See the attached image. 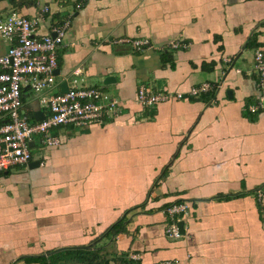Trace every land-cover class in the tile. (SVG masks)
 Returning <instances> with one entry per match:
<instances>
[{
    "label": "crops",
    "instance_id": "crops-1",
    "mask_svg": "<svg viewBox=\"0 0 264 264\" xmlns=\"http://www.w3.org/2000/svg\"><path fill=\"white\" fill-rule=\"evenodd\" d=\"M13 10L38 19V37L68 22L45 94L92 87L121 112L60 127L59 147L36 144L27 165L0 172V264H78L77 253L108 264H264V104L247 112L264 0H0V19ZM137 39L150 47L122 42ZM172 41L188 47L169 50ZM9 46L0 36V56ZM203 83L211 89L198 98L136 102L140 85L186 94ZM21 93L38 121L37 96ZM178 202L188 214L172 240L164 209Z\"/></svg>",
    "mask_w": 264,
    "mask_h": 264
},
{
    "label": "built area",
    "instance_id": "built-area-1",
    "mask_svg": "<svg viewBox=\"0 0 264 264\" xmlns=\"http://www.w3.org/2000/svg\"><path fill=\"white\" fill-rule=\"evenodd\" d=\"M47 11L46 7L43 8ZM38 19H28L11 11L0 19V36L10 43L7 51L0 56V172L24 166L32 158L36 144L44 148L60 146V140L53 131L63 126L81 129L101 124L106 118H116L121 112L120 100L92 87L72 88L64 93L45 94L54 83L57 50L61 46L68 22L61 23L53 35L36 36ZM135 50L150 47L147 39L122 40ZM188 44L172 41L169 50L187 49ZM254 71L257 77L258 98L247 108L250 114L260 111L264 101V58L256 51ZM27 87L37 96L40 110H45L43 119L34 123L22 112V88ZM211 89L203 83L192 87L188 93L154 91L140 85L136 102L149 109L172 100L182 101L198 98ZM32 149V150H31ZM258 204L264 205V189L255 192ZM167 215L165 235L177 240L181 237L180 223L188 214V207L182 202L173 203L164 209ZM131 258V257H130ZM138 260L137 255H132ZM161 264H180L165 261Z\"/></svg>",
    "mask_w": 264,
    "mask_h": 264
},
{
    "label": "trees",
    "instance_id": "trees-1",
    "mask_svg": "<svg viewBox=\"0 0 264 264\" xmlns=\"http://www.w3.org/2000/svg\"><path fill=\"white\" fill-rule=\"evenodd\" d=\"M76 255V261L78 264H108L109 261L106 256L100 257L95 253H77ZM31 260L41 261L40 258Z\"/></svg>",
    "mask_w": 264,
    "mask_h": 264
},
{
    "label": "water",
    "instance_id": "water-1",
    "mask_svg": "<svg viewBox=\"0 0 264 264\" xmlns=\"http://www.w3.org/2000/svg\"><path fill=\"white\" fill-rule=\"evenodd\" d=\"M263 104H264V101H263ZM39 115H41V117L38 119V121L41 120V119H43V115L41 113H39ZM179 227H180V233H183L182 223H180Z\"/></svg>",
    "mask_w": 264,
    "mask_h": 264
},
{
    "label": "rangeland",
    "instance_id": "rangeland-1",
    "mask_svg": "<svg viewBox=\"0 0 264 264\" xmlns=\"http://www.w3.org/2000/svg\"><path fill=\"white\" fill-rule=\"evenodd\" d=\"M32 150V149H31ZM32 153H33V151H32Z\"/></svg>",
    "mask_w": 264,
    "mask_h": 264
}]
</instances>
